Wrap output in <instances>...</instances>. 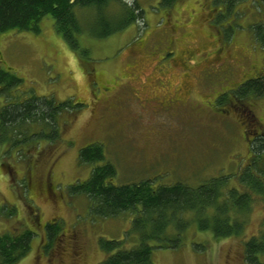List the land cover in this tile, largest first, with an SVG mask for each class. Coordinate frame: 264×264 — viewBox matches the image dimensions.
<instances>
[{"label": "rangeland", "instance_id": "rangeland-1", "mask_svg": "<svg viewBox=\"0 0 264 264\" xmlns=\"http://www.w3.org/2000/svg\"><path fill=\"white\" fill-rule=\"evenodd\" d=\"M124 1L136 2L140 13L133 12L116 30L125 20L116 3L102 8L104 17L94 8H76L82 26L76 47L49 16L40 20L38 32L0 33V69L22 79L10 95L80 103L75 111L60 113L55 138L0 144V202L16 207L13 217H0V232L17 225L33 231L29 252L15 264H98L104 256L99 240L123 238L130 228L129 212L102 217L86 196L70 193V185L86 179L93 167L79 162L81 147L103 145L105 160L116 169L115 184L149 179L152 186L195 187L225 176L228 187H238L250 154L246 124L264 128V95L239 99L236 94L239 83L264 72V0H177L170 6L160 0ZM105 19L112 31L98 36L106 27L97 21ZM171 38L176 63L184 51L190 53L185 54L191 57L188 72L162 68ZM180 80L190 97L166 110L153 108L155 98L183 92ZM4 99L0 95V104ZM244 220L240 235L220 239L192 221L180 247L154 249L152 260L247 264L244 241L264 227V199L253 203ZM47 222L57 229L55 235ZM198 242L206 247L195 249Z\"/></svg>", "mask_w": 264, "mask_h": 264}, {"label": "trees", "instance_id": "trees-1", "mask_svg": "<svg viewBox=\"0 0 264 264\" xmlns=\"http://www.w3.org/2000/svg\"><path fill=\"white\" fill-rule=\"evenodd\" d=\"M160 1L170 6L177 0ZM109 3L125 10V20L115 30L131 21L133 12L140 13L136 2L132 6L124 0H0V33L38 32L40 20L49 16L55 29L76 47V34L82 31V26L75 9L94 8L102 15V8ZM97 23L106 27L98 36L111 33L106 19ZM21 80L9 70H0V95L5 97L0 104V144L10 147L28 145L36 137L55 138L60 128V113L75 111L80 106L72 99L55 101L50 96L29 93L17 99L9 94V89ZM7 94L10 99H6ZM236 94L239 99L264 95V72L246 79L236 88ZM35 125H38L36 130ZM252 125L248 120L244 129L250 154L237 177L238 187H228L225 176L195 187L182 182L152 186L149 179L115 184L116 169L105 160L103 145L94 142L81 147L79 162L93 167L86 179L70 185V193L86 196L91 210L99 216H116L122 212L132 215L130 228L123 238L99 240L104 256L98 264H156L152 260L153 250L180 247L192 221L199 230L210 231L216 239L240 235L244 230V216L255 201L264 199V128L257 131ZM45 129L50 133L44 132ZM15 214L14 205L0 202V217L11 218ZM46 228L50 232L55 229L48 222ZM56 232L57 229L54 235ZM32 236L33 231L21 225L0 232V264H15L24 257L31 248ZM128 237L134 240L130 245L126 244ZM194 247L203 250L206 244L198 242ZM243 255L247 264H264V227L259 234L244 241Z\"/></svg>", "mask_w": 264, "mask_h": 264}, {"label": "flooded vegetation", "instance_id": "flooded-vegetation-1", "mask_svg": "<svg viewBox=\"0 0 264 264\" xmlns=\"http://www.w3.org/2000/svg\"><path fill=\"white\" fill-rule=\"evenodd\" d=\"M174 31V30H173ZM171 41H169V44H168V47H167V49L169 50V52H168V54L167 55H169V58H168V62H167V64H164L163 66H162V68H167V67H172V66H180V69L183 71V72H188L189 70H190V63H191V57H188V56H190L189 54V52L188 51H184V54H183V56L180 58V59H178V63H176V59H175V56L176 55H174V51L171 49V47H172V42H173V39L171 38L170 39ZM222 49V48H221ZM185 54H187L188 56L186 57V55ZM184 57V58H183ZM185 57H186V59H185ZM225 63H227V61H225ZM215 66V65H214ZM214 66H211V67H214ZM0 70H3V69H0ZM4 71H6V70H4ZM184 74V73H183ZM182 75V74H181ZM255 76H257V75H255ZM244 82V81H243ZM243 82H241V83H243ZM163 83H164V81H163ZM241 83H239L238 85H237V87L241 84ZM179 86H177L179 89L181 88V89H183V92H180V93H178L177 95L175 94H173L172 92H170V95H168L169 93H166V94H164L163 95V97H164V99H162V100H160V99H157V98H155L153 101H154V103H155V106L153 107V108H159V109H161V110H166V109H168V108H171V107H173V106H176V105H178V103L180 102V101H182V100H186L187 98H189L190 96L188 95L189 94V87L187 86V84H185L184 82H182L181 80H180V84H178ZM167 86V85H166ZM180 89V90H181ZM134 93L136 94L137 93V91H135L134 90Z\"/></svg>", "mask_w": 264, "mask_h": 264}]
</instances>
